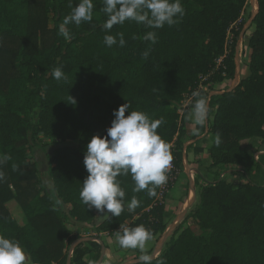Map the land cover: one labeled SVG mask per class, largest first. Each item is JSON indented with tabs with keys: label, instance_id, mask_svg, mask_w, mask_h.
<instances>
[{
	"label": "trees",
	"instance_id": "16d2710c",
	"mask_svg": "<svg viewBox=\"0 0 264 264\" xmlns=\"http://www.w3.org/2000/svg\"><path fill=\"white\" fill-rule=\"evenodd\" d=\"M249 1L181 0L185 15L172 26L151 29L126 20L106 31L103 0H93V20L67 25L72 31L69 41L59 34V26L79 0H0V234L17 240L30 264L99 261L102 246L93 240L79 242L69 259V247L80 237L67 224L91 223L98 214L79 196L88 175L84 152L93 135L107 134L114 110L122 104H130L128 111L163 118L157 132L170 144L176 131L184 133L178 104L186 96L195 102L192 93L199 91L210 107L203 131L212 139L207 148L210 167L241 169L245 177L264 168V153L256 159L255 152L242 145L258 140V151L264 150V0H257L252 19L248 76L230 90L211 94L215 84L236 76L237 44ZM149 31L156 32L155 44L144 39ZM118 33H123V47ZM106 34L116 36L117 44L106 46ZM146 50L149 56L144 59ZM57 67L66 82L52 77ZM67 140L76 144L63 145ZM175 143L171 153L177 170H183L187 151H205L197 141L186 147L179 138ZM49 144L55 145L48 156L51 188L37 162L27 158L35 146ZM118 179L126 193L124 211L94 226V232L117 236L121 226L143 225L153 239L162 235L168 222L164 206L156 204L160 187L150 197L147 190L133 191L131 175ZM53 194L62 201L55 209ZM134 196L140 206L129 211ZM10 201L21 208L23 223L10 211ZM192 217L199 232L187 225ZM98 236L93 238L102 240ZM159 259L166 264H264V183L231 182L220 176L207 183L197 207L152 264Z\"/></svg>",
	"mask_w": 264,
	"mask_h": 264
},
{
	"label": "clouds",
	"instance_id": "9594fccd",
	"mask_svg": "<svg viewBox=\"0 0 264 264\" xmlns=\"http://www.w3.org/2000/svg\"><path fill=\"white\" fill-rule=\"evenodd\" d=\"M103 4V12L107 16L103 23L106 31H110L115 25L124 24L126 20L151 29H160L165 25L178 23L185 15L181 0H103ZM93 9V0H79L60 24L59 34L66 40H71L72 35L66 26L90 23L93 20ZM117 35L119 46L123 47L126 43L123 33ZM144 39L155 44L156 32H147ZM104 43L111 47L117 44V38L106 34ZM142 55L147 59L149 50ZM51 75L57 81H67L61 67L55 68ZM192 95L197 99L186 112L185 119L195 125L192 135L199 137L208 127L210 107L207 97L199 91H193ZM71 103H76L73 98ZM130 107L127 102L114 110V119L107 128V134L93 135L84 152V166L88 175L82 183L79 196L88 209L96 210L100 219L119 217L124 211L126 193L121 187L119 176L131 175L134 181L133 191L147 190L150 197L156 196V189L168 180L167 173L173 160L171 146L157 132L165 121L163 118L152 119L143 111H128ZM216 144H220L219 133ZM3 178V173L0 172V180ZM54 201V209L62 203L57 197H54ZM139 206L140 201L134 196L127 204V209L135 211ZM116 239L123 249L139 250L141 254L138 264H152L156 258L146 251V245L153 240V232L143 225L131 228L121 226ZM0 264H29V256L17 240L0 234ZM157 264L166 262L159 259Z\"/></svg>",
	"mask_w": 264,
	"mask_h": 264
},
{
	"label": "rangeland",
	"instance_id": "374dc122",
	"mask_svg": "<svg viewBox=\"0 0 264 264\" xmlns=\"http://www.w3.org/2000/svg\"><path fill=\"white\" fill-rule=\"evenodd\" d=\"M79 3V2H78ZM78 3L74 4L75 7ZM258 10L257 0H250L249 4L244 13L245 24L243 26V30L240 35V39L237 44L236 51V63H237V72L236 76L232 80H225L222 83L215 84L214 89L215 92H211V94L222 92L223 90L229 89L230 87H235L237 82L241 80V76L244 73V69L248 66L250 61L251 50L249 48L248 42L250 38V34L254 30V25L252 23L253 17L256 15ZM52 15V14H51ZM50 15V16H51ZM51 27H53V19L50 18ZM68 28V26H66ZM74 28V27H73ZM72 31H70L71 33ZM72 35V34H71ZM231 38V35H230ZM72 39V38H71ZM70 41V40H69ZM237 78V81L235 79ZM205 80V78H204ZM235 81V82H234ZM200 88L209 89L208 87L200 86ZM194 103L193 98L190 96H186L182 103L178 104L177 112L179 114L178 123L184 120V133L179 135L178 131L173 136V140L170 143L171 149L174 148L175 141L179 138V141L184 143V146L191 144L190 139L192 136V128L195 126L193 123L185 119L186 112L190 109L191 105ZM190 128V129H189ZM45 141L48 142L46 139ZM50 141V140H49ZM258 140L253 141H244L242 145L249 148L250 150L255 152L259 158V153L263 154L264 150L261 152L258 151L260 148L258 147ZM63 145H74L76 142L67 140L62 143ZM202 144V143H200ZM212 144L211 137H208L205 141L206 148ZM57 146V145H56ZM55 145L49 144L48 147L42 148L41 146H35L32 150L28 151L27 158L28 160H34L37 162L41 177L48 186L51 188L53 186L52 181L49 177V159L48 156L53 152ZM187 156L185 155L183 160V170H178L176 175V179L171 183L168 191L164 194V196L156 198V204H161L165 208V216L168 222V226L165 232L162 235L154 238L152 241L148 242L146 245V251L150 255H155L156 258L161 254L164 250V247L167 241L173 236L177 228L184 221V219L197 207L200 201V192L202 188L210 182H215L220 173L227 172V170H219L218 167L211 168V159L207 150L204 153L198 154L195 153L193 148L187 151ZM258 153V154H257ZM191 178L194 179V182L191 183ZM225 178L231 182H246L247 180H252L255 183L263 184L264 183V168H261L258 171H253L251 174L245 177L243 172L239 171H231L227 172ZM161 188V186H160ZM160 191V190H159ZM193 193V194H192ZM54 197L56 196L53 194ZM193 195V198L189 200ZM57 197V196H56ZM158 200V201H157ZM61 205V204H60ZM9 209L12 214L18 219L20 223H23V214L21 208L17 205L16 202L8 203ZM64 210H68L67 205H62ZM98 215V214H97ZM94 218L91 223H76L67 224L70 230H73L75 234H77L80 238L70 245L68 253L70 256V252H73L75 246L81 242L88 241H97L102 246V250L104 248V257H101L96 264H132L138 262V257L141 254L138 249H123L120 247L116 237L117 236H106L99 235L101 239H104V243L96 238L98 236L94 233V226L100 224L105 219H100L98 216ZM188 226H191L192 229L196 232H199V228L197 225V221L195 218H189L187 222ZM180 233V232H179ZM98 236V237H99ZM104 258L106 259L105 261ZM30 264V263H29Z\"/></svg>",
	"mask_w": 264,
	"mask_h": 264
},
{
	"label": "built area",
	"instance_id": "2783aa9c",
	"mask_svg": "<svg viewBox=\"0 0 264 264\" xmlns=\"http://www.w3.org/2000/svg\"><path fill=\"white\" fill-rule=\"evenodd\" d=\"M261 152V151H260ZM258 154V153H257ZM260 154V153H259ZM256 159H258V156L256 155ZM237 170H239L240 172H242V170L241 169H237ZM231 171H233L231 168H229L228 170H227V172H231ZM227 172H222L221 174H220V178H223V177H225V175H226V173ZM177 173H178V170H177V168L175 167V164H174V161L172 160V162H171V167H170V169H169V171H168V173H167V175H168V180H167V182L164 184V185H162L161 186V188H160V191H159V194H158V198H160L161 196L163 197L164 196V194L168 191V189H169V187L171 186V183L176 179V175H177ZM192 180H191V183H193L194 182V179L193 178H191Z\"/></svg>",
	"mask_w": 264,
	"mask_h": 264
},
{
	"label": "crops",
	"instance_id": "0c3cea01",
	"mask_svg": "<svg viewBox=\"0 0 264 264\" xmlns=\"http://www.w3.org/2000/svg\"><path fill=\"white\" fill-rule=\"evenodd\" d=\"M248 74H249V68H248V66H246L245 67V69H244V73H243V75L241 76V78H245L246 76H248ZM235 81H237V78L235 79ZM234 81V82H235ZM240 81V80H239ZM239 81L237 82V84L239 83ZM231 88H233V87H230L229 89H231ZM212 92H215V91H212ZM193 136V135H192ZM209 136H207V131L205 132V133H203L202 135H200L199 137H196L195 139H190L189 141H190V143H193V142H195V141H197V142H199V143H202L201 145L203 146V147H205V150H207V148H206V146H205V141H206V139L208 138ZM205 152V151H204ZM203 152V153H204ZM208 154V153H207ZM13 203V201H10L9 203ZM9 207V206H8ZM22 211V210H21ZM95 233V232H94ZM100 235L102 236V235H106V236H109L107 233H100ZM103 243H104V239H102L101 240ZM106 259L104 258V260L103 261H105Z\"/></svg>",
	"mask_w": 264,
	"mask_h": 264
},
{
	"label": "water",
	"instance_id": "95a60500",
	"mask_svg": "<svg viewBox=\"0 0 264 264\" xmlns=\"http://www.w3.org/2000/svg\"><path fill=\"white\" fill-rule=\"evenodd\" d=\"M257 12H258V10H257ZM256 14H257V13H256ZM191 180H192V179H191ZM79 242H81V241H79ZM70 253H71V254H70V256H69V259L71 258V255H72L73 252H70ZM104 253H105V252H104V248H103L101 259H103V257H104Z\"/></svg>",
	"mask_w": 264,
	"mask_h": 264
},
{
	"label": "bare ground",
	"instance_id": "6f19581e",
	"mask_svg": "<svg viewBox=\"0 0 264 264\" xmlns=\"http://www.w3.org/2000/svg\"><path fill=\"white\" fill-rule=\"evenodd\" d=\"M91 28V27H90ZM230 90V89H229ZM214 119V118H213ZM190 129V128H189ZM209 132V131H208ZM189 152V151H188ZM49 158V157H48ZM179 168V167H178ZM250 181V180H249ZM193 194V193H192ZM45 198H47V196L45 197ZM193 198V195H192V197L189 199V200H191ZM158 201V200H157ZM65 212V211H64ZM107 219V218H106ZM196 232V231H195Z\"/></svg>",
	"mask_w": 264,
	"mask_h": 264
}]
</instances>
